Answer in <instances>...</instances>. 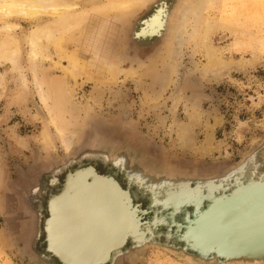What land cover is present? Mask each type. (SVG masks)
<instances>
[{
  "label": "rangeland",
  "instance_id": "obj_1",
  "mask_svg": "<svg viewBox=\"0 0 264 264\" xmlns=\"http://www.w3.org/2000/svg\"><path fill=\"white\" fill-rule=\"evenodd\" d=\"M167 1L170 6L176 3L175 0ZM153 9L139 20L145 19ZM208 10L203 14L210 21L205 33L198 34L195 39L187 38L196 29L191 23L185 43L181 48L174 47L173 60L179 62L178 73L172 77L174 84H170L161 99L153 102L151 98L150 102L145 94L156 91L161 94L162 87L159 89L158 85L162 83L154 85L162 80L159 73L163 77L164 63L158 65V75L138 81L141 86L144 83L142 89L138 82L131 81L138 79H125L123 75L118 77L120 82L105 86L86 82L84 92L78 91L76 98L88 101L95 112L92 119L82 124L76 136H71L68 150L53 127H48L53 147L48 148L41 142L43 121L34 118L36 110L31 101L21 98L20 73L9 63H0V264H58L42 256L39 244L44 240L41 227L48 214L50 196L52 218L47 222V231L53 252L63 256L67 264H97L115 258L127 239L125 229L136 230L128 227V220L138 217L135 218L130 193L124 189L129 183L125 176L133 170L158 178L172 176L176 180L207 181L223 178L249 158L252 172L264 174V0H224ZM10 23L19 26L14 35L22 42L20 62L25 65L28 61L26 36L35 22L13 20ZM3 25L0 22V27ZM138 27L137 21L135 30ZM4 35L0 32V41ZM124 39L122 35L117 42L118 49L125 43ZM161 44L159 38L133 40L128 50L136 51L145 59ZM178 51L182 52L179 58L176 57ZM63 64L65 66V61ZM22 72L31 82L30 68ZM100 90L106 91L102 97L101 93H95ZM114 93L117 94L115 98L112 97ZM93 96L99 102L92 99ZM33 97L39 100L36 92ZM124 111H130L129 117H121ZM191 115H195V119ZM81 116L82 112L76 118ZM111 116L117 121L110 119ZM87 124L96 126L88 128ZM183 127H188L193 136L185 146L178 137V130ZM208 137L212 138L209 142ZM87 149L92 153L75 159L63 170L54 180L55 187L47 179L44 198L37 197L35 204L26 202L23 191L27 192L37 172L67 163ZM105 156L110 161H106ZM117 160L121 162L115 164ZM41 198L40 209L38 200ZM139 202L145 209L147 201L141 198ZM86 213L91 215L94 224L84 225L80 218ZM38 232L40 239H37ZM73 240L78 242L75 248L70 243ZM157 242L160 245L128 246L116 264H250L218 262L214 258L201 260L182 252L177 245L170 246L173 244L166 243L163 237ZM251 264H264V260Z\"/></svg>",
  "mask_w": 264,
  "mask_h": 264
},
{
  "label": "bare ground",
  "instance_id": "obj_2",
  "mask_svg": "<svg viewBox=\"0 0 264 264\" xmlns=\"http://www.w3.org/2000/svg\"><path fill=\"white\" fill-rule=\"evenodd\" d=\"M175 1L176 3L170 6L167 0H0V22L5 24L0 27V32L3 31L5 33L0 41V63H9L13 69L20 73V79L23 81L21 98H23V100L25 98L28 102L31 101L33 108L36 110L34 118L43 121L41 142L44 143L46 147L52 148L54 144L48 127H53L55 129L61 143L66 150H68L71 144V136H76V133L82 124L84 123L85 125L87 123L86 121L93 118L92 114H94L95 108L91 106L88 101L84 99L79 101L76 98L78 91L84 92L86 82L94 83L95 86H105L108 85V83L119 81L118 77L123 75V78L125 79H138L137 81L135 80V82L134 80H131L133 83H137L139 80L143 81L146 77H152L153 74L158 75L156 74L158 70L160 71L158 65L164 63L165 73L163 74V77H161V73H159V77L162 80L161 82L155 80L157 83L154 85L157 86L158 83H162V85H158L159 89H161L160 86L162 87V92L159 91L161 94H157V91L153 92L154 94L150 91L152 94H148L144 90V92H146L145 95L149 98L150 102L151 98H154L152 99L153 102L154 100L157 101L162 98V94L173 82L172 77L175 73H178L176 71L179 62L174 63L173 60L175 59V53L173 51L174 47L177 45V47L181 48L182 44L185 43L187 28L191 23L196 29L194 30V33H191L192 35L187 36V38L195 39L198 34H204L205 28L210 26V21L205 19L203 14H205V11H209L208 8L213 6L217 7L224 0ZM152 8L154 9L150 15L143 20H139L141 15L149 12ZM13 20L28 21V23L35 22V25L26 36L28 61L25 65H23V62H20V57L23 52L22 42L14 35L19 26L16 25V23H10V21ZM137 21L139 22V27L135 30V24ZM122 35L125 36V39L123 40L125 43L122 44L120 49H118L117 42L121 40ZM157 38L161 39L162 44L157 50H155V47L153 49L154 51L145 59L142 57L140 58L136 51L131 52L128 50L130 48V41L154 40ZM181 53V51H178L176 57L179 58L182 55ZM63 61H65V66ZM26 67H29L32 73L31 82L22 72ZM106 75L109 77L107 78ZM156 77L157 76H154V79H156ZM71 82L73 83L72 85L70 84ZM31 84L33 88L31 87ZM143 84L144 83H142V86ZM151 84L153 85L152 82ZM152 85H150V88L153 87ZM142 86L139 84L141 89ZM148 86L146 89L148 88V90H150ZM155 88L158 89V87ZM34 92H36L38 96V101L33 97ZM102 92L100 90V92L97 91L95 93H101L102 95L100 96L102 97L106 91ZM144 92H142V94H144ZM118 93L119 91L117 94ZM117 94L114 93V96L112 97L115 98ZM91 98H94L95 101L97 100L96 102H99V99H96V96ZM183 98L178 99L181 101ZM177 101L178 100L176 99V102ZM143 102L146 103V101ZM148 103H146V105ZM111 106H113V104ZM126 109L129 110L128 107H126ZM80 112L83 113V116L76 118V116H79ZM129 112L125 113L124 111L122 115L121 113L119 115H121V117H129ZM194 116L195 115H191V118L195 119ZM117 117L119 120L120 116ZM112 118L113 117L111 116L110 119ZM94 126H96V124H87L88 128H94ZM190 134L188 127H183L178 130L179 142L185 146L188 140L193 137ZM99 139L102 138L99 137ZM209 139L212 138L208 137V142ZM90 153H92V150L87 149L84 152L77 154L67 163L58 165L57 167L51 166L44 172H37L33 179V182L37 185H32V182L29 186L30 188H27V192L23 191V196L26 202L35 204L37 203V197L39 198L40 196L44 198L48 189L46 184L47 179L50 180V185L52 186L53 184L55 187L54 180L58 179L63 170L69 167L75 159L77 160L82 156L84 158ZM105 157L106 161H110L108 156ZM117 161L118 162H115V164L121 162L120 160ZM253 161L255 162V158ZM122 166L125 169L124 164ZM136 171L138 170H133L132 173L125 176L129 182L128 184L126 183L125 186L122 184L123 182L120 180L118 181L124 186L126 191H129L132 198V205L136 211L135 218L138 217L136 220H128L130 224L128 227L130 229L136 228V230L130 232L128 229H123L127 236L124 245L128 238L131 239L130 245L135 244L133 248H139L144 245L146 246V243L148 244V242L158 245L156 241L157 238L155 237H160L159 240H161V235H164L165 238L173 237L174 235L170 227L176 224L174 219L177 214L182 213L187 221L184 225L179 224L177 227V234L180 232L181 228L184 227V236L180 235L178 238H180L179 240L182 242L184 240L185 247H183L184 245L177 244L172 238L167 241L170 242V244H173L170 246H179V249L186 254H188L189 248L201 251L203 248H197L196 245L199 244L198 242H200L202 238L196 237H211L210 235L212 233H219L220 231L216 230L214 227V224L219 223L217 222L218 220L228 218L230 217L229 214H231V216H239L240 219L245 221L250 220L249 216L255 214H253L248 207L237 211V205L238 202H240L239 200H231L230 202L232 203H230V208L223 209L222 207L225 206V199L227 196L224 194L223 198L214 197L213 193L215 192L216 187L214 186V182H212L213 179L200 181L197 178V180L193 178L194 181L196 180L193 182L192 180L187 181L184 178L176 180V178H172V176L158 178L147 173H145V176L144 173ZM254 177L257 181L259 180L260 183H264V174L260 173ZM219 182L224 183V181ZM252 182L253 183L245 186H254L253 184L258 185L259 183L256 182V180H253ZM193 184L196 185V187H193ZM101 191H104V189L102 188ZM42 198L38 200L40 209L42 207L40 204ZM141 198L147 201V210L143 209V204L139 202V199ZM204 200H210V202L224 200V202L220 207H210L211 209L208 212L201 215L206 210L207 202H204ZM188 206L194 207L193 211H190ZM150 212H152L153 216L151 215L149 218L145 217L148 216ZM192 213L197 218L201 215L199 219L194 220L196 221V227H192V224L189 222L191 221L189 218ZM40 214L42 215V213ZM48 214H46L47 217L45 220L49 218ZM37 216H40L38 212ZM80 219L84 220V225L89 226L94 224L93 218L88 213L82 215ZM145 219L150 224L144 225L145 227H143L140 224L143 223V220ZM259 220V218L255 219L254 221L256 222L254 223H258L257 221ZM40 221L41 218L39 217V222ZM201 222L202 224L207 223V225L202 226L200 225ZM197 223L199 225H197ZM162 225L168 226L170 230L167 233L164 232L161 228ZM225 225V228H223L224 230L229 226H234L228 221H226ZM251 226L254 225L252 224ZM242 229L243 228H241V231L246 235L249 234L247 232L255 231L251 229ZM237 230L239 231V229ZM260 230L261 231L257 232L258 236H264V228ZM198 233H200V235H198ZM146 240H154L156 243ZM196 240L198 242H196ZM70 243L72 244V247L75 248V244L78 242L77 240H73ZM52 247L53 245L50 246V250L53 251ZM123 248L116 253L115 258H113L110 263L113 262L116 264L118 257L123 253ZM201 253L203 255L208 254L205 251H201ZM197 257L201 260L206 259L202 258L201 255ZM235 259L251 264V262L254 261L264 260V256L239 255L236 258H227L228 261Z\"/></svg>",
  "mask_w": 264,
  "mask_h": 264
},
{
  "label": "water",
  "instance_id": "obj_3",
  "mask_svg": "<svg viewBox=\"0 0 264 264\" xmlns=\"http://www.w3.org/2000/svg\"><path fill=\"white\" fill-rule=\"evenodd\" d=\"M250 161L251 159L249 158L245 159L239 167L234 168L227 175L223 176V178L213 179L212 182H214L215 184L214 186L216 187L215 192L213 194H214V197H217V198L218 197L223 198V195L226 194L227 198L225 199V202H226L225 206L222 207L223 209L230 208V203H232L230 202L231 200H239L240 202H238L237 211H240L242 208L248 207L251 209L252 213L253 214L255 213V214L249 216L250 220H245V221L240 219L239 216L238 217L236 215L231 216V214H229L230 217L228 218L218 220L217 222L219 223L214 224V227L216 228V230L220 231L219 233L217 234L212 233L210 235L211 237H200V236L196 237V238H202L200 242L196 240V242L199 243L197 245L195 244L196 247L201 248V249L203 248L201 251H205L208 254L203 255L201 251L199 250L197 251L196 249H193V248H189L188 253L193 254L194 256L201 255L202 258H206V259H210V258L215 259L217 256L216 260L218 262L238 261L236 259L228 261L227 258H236L239 255H246V256L251 255V256H261V257L264 256V236H258L257 234L258 231H261L260 229L264 228V183H260L259 180L257 181V179H255L254 176L256 174H254L251 170ZM68 175L69 173L65 176L62 187L65 186ZM253 180H256V182H259L258 185L253 184L254 186H249V187L245 186V185L253 183L252 182ZM219 181H224V183H220ZM193 187H196V185L193 184ZM218 190H220V192ZM205 201L207 202L206 210L201 215L208 212L211 208H215V207L217 208V206L220 207L222 203L224 202V200H219V201L215 200L212 202H210V200H204V202ZM51 203H52V197L50 196L49 200L47 201V212L49 211L48 212L49 218L43 222V226L41 227V233L44 234V240L41 241L39 244H40V248L42 249V256L44 258L49 259V260L53 259L58 264H66V262L59 255L55 254V252L50 250L49 234L47 231V222L49 219L52 218V213H51L52 204ZM193 208L194 207L190 206L188 209L190 211L191 210L193 211ZM147 209H148V204L145 210ZM151 215L153 216L152 212H150L148 216H145V217L149 218V216ZM201 215H199L197 218L195 217L193 213L190 214L189 220L191 221L189 222L192 224V227H196L195 225L196 221L194 220L199 219ZM258 218L260 219L259 221H257L258 223H254L256 222L254 220ZM174 220L176 221V224L170 227L174 236L165 238L164 235H161V237L165 239L166 243L168 242L167 240L172 238L177 242V244L184 245L183 247H185L184 240H183L184 242L183 243L181 240H179L180 238H178L180 235L184 236V232H185L184 227L181 228L178 234H177V229H178L177 227L179 226V224L184 225V223L187 220L185 219L182 213L177 214ZM226 221H228L234 226H229L227 229L224 230L223 228H225L226 226L225 225ZM147 224H150V223H148L146 220H143V223H141L140 225L145 227L144 225H147ZM252 224L254 226H251ZM197 225L199 224L197 223ZM200 225L204 226V225H207V223L202 224L201 222ZM161 228L165 229L166 233L170 230L168 226L166 225H162ZM241 228H243L242 230L251 229L255 231L247 232L249 234L246 235L241 231ZM237 229H239V231ZM41 233L39 232L37 239H40ZM198 235H200V233H198ZM229 235H233V236H229ZM155 238L160 239V237L159 238L155 237ZM130 241L131 239L128 238V240L126 241V244L122 246L124 247L123 252L128 246L135 245V244L130 245ZM146 241L155 242L154 240H146ZM157 243L160 244L159 242ZM168 243L170 244V242ZM147 245H151V242H148V244L146 243V246ZM92 261H95V259H93ZM261 261H263V259L259 261H254V262H261ZM97 264H113V262L110 263L108 260L107 262L97 263Z\"/></svg>",
  "mask_w": 264,
  "mask_h": 264
}]
</instances>
